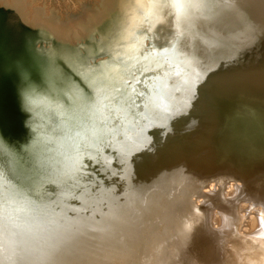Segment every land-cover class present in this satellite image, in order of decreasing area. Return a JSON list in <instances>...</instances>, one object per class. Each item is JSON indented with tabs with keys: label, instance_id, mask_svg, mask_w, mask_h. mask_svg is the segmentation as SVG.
<instances>
[{
	"label": "bare ground",
	"instance_id": "bare-ground-1",
	"mask_svg": "<svg viewBox=\"0 0 264 264\" xmlns=\"http://www.w3.org/2000/svg\"><path fill=\"white\" fill-rule=\"evenodd\" d=\"M0 2L5 3L3 0H0ZM143 2L155 4L156 7L148 16L138 13L139 19L129 23L125 11L129 6V0H121L120 12L122 13V18L118 23V29L119 31L123 29L124 32L123 38L119 36L121 40H119L118 44L119 46L122 43L125 45L120 47L119 51L113 53L117 55L112 56L111 60L105 63V65L98 67L87 66V69L84 68V72L80 71L82 75H85L91 88L92 98L83 104L82 100L84 99L81 98L83 96L82 91H77V95H81L78 98L82 99L77 101V104L82 102V107L77 111V108H74L75 112L69 115L72 122L64 121L65 129L68 132L67 136L63 134L61 136L62 139L60 137L56 141L59 144L58 147L64 145V152L59 166L55 168L56 173L54 176L44 179L43 194L38 198L24 194L22 189L15 187L13 183L7 181L0 173V264H76L74 259L78 260L77 264H84L82 260H90L93 264H111L110 262L120 264L121 262L115 261L114 257H112L114 252L121 259L131 260L130 264H153L148 260L147 256L152 254V257L154 256L157 238L160 241L164 239L163 241L166 242H164L166 247H163L166 253V259L164 260L166 264H264V164L258 161L260 159L254 160L256 163L249 162V167L238 172L240 174L237 176H242V174L245 176L243 178L245 179L243 182L244 186H241L240 181V185H237L239 195H233L231 191L229 193L226 192V189L229 188L228 183L230 179L235 180L234 178L224 175L218 176V178L210 177L207 179V174L204 177L200 172L208 169L202 170L204 166L202 169H199L200 164H196V161L189 166L187 171L184 170V173L180 175L177 173L178 176L166 174L163 178L161 173L156 174L154 172L155 176L151 175L152 179L149 180L147 174V170L151 165L149 162L153 160L147 157V154L150 153L147 152L155 147V150L152 152L154 153V157L158 158L162 156L163 150L159 146L164 140L165 133L178 128L179 121L184 125L199 122L198 126L203 130L201 136L202 142L196 148L198 151L193 153L198 157V160L203 157L202 153H205L207 148L210 149V143L215 141V144H217L220 141L221 148H218L217 144L218 149L215 153H217L218 157L215 156L217 158L220 156L221 159L224 158V161L232 159L236 164L243 167L235 156L239 158L241 156V158L248 160L249 144L239 143L238 139L242 138L245 129H250L247 130V134H249V131L251 133L249 143L254 139L256 143L263 142L264 117L262 116L260 119L255 117L252 120L247 116L248 120L246 121L240 114L243 107L249 110V106L247 104L243 105L244 102L234 101L233 99L240 90V87L245 86L250 92V96L249 93L247 96L252 101V104L264 109V72L261 67H258L263 61L259 63L261 59L258 60L256 58L259 65L253 64L255 59L252 57L253 52L249 50V46V49L247 48V51L251 54H249V57L246 53L247 51L244 52L245 47L244 51H242L248 59H245L242 55L241 57L232 58L231 60L234 61L228 62V64L226 61L222 62L221 57L208 54L206 58L210 63L222 66H219L221 69L216 72L214 70L211 72L205 71L204 75L210 78L207 81V85L210 84L211 80L212 83L220 84L221 80L218 77L223 78L225 75H227L230 82L227 87L228 89L225 90L220 86L213 88L214 90L208 93V106L207 110L205 108L204 111L206 114L210 113L213 118L210 117L211 121H203V118L199 120V115L204 117L205 113L202 111L204 114L198 112L199 114L196 113V115L192 116L193 111L196 107L200 108L203 106V104L200 105V99H203V96L207 92L195 94L197 84L200 83L201 77L204 76L198 74L196 70L202 64H204L202 67L204 68L208 62L207 64L203 62L202 55L197 51L198 48L192 49L195 46L191 48L194 51V55L192 53V56H194L195 62L188 60L187 50L183 53L185 56L184 60H180L181 53L173 55L174 52L170 51L174 47L173 38L177 36H173L172 34L176 33L177 29H169L170 31H165L166 36H168L165 42L167 47L162 48L163 50H159L158 47L155 48L156 50H153L151 54L153 59H156V64L154 61L151 66V63L148 61L149 65L144 68L145 72L143 74L145 77L151 74L152 80H146L145 86L141 89L138 88L135 83L137 81L134 80L129 85V87L132 85L131 89H128L129 87L127 88L126 86L121 90L123 78L128 79V74L131 72L128 67L129 64L124 62L125 59L122 61V57L126 56L128 51L133 47H138L137 45L142 43V37H146L147 44L156 43L155 39L161 36L157 35V33L155 34L153 29L158 28L161 30V19L164 21L167 14H171V11L168 9L169 0H143ZM244 2L247 11H249L246 12L251 16L253 15L252 18L259 19L262 23L261 20H264V0H244ZM11 7L19 11L13 5ZM19 12L22 13V10ZM167 20L169 19L167 18ZM241 21L243 20H240V23ZM256 21L258 22V20ZM250 23H253V21ZM258 25L259 27L262 26L259 23ZM234 26H237V24ZM241 26H239V30ZM229 28L231 29L230 26ZM127 29L129 30L128 33H126ZM235 29L237 28L235 27ZM252 31L254 30L252 29ZM196 32H199V30L197 29ZM240 32L242 31L240 30ZM212 34L214 36V33ZM212 34H209V36ZM242 34L241 36L243 37ZM202 35L203 38L202 36L199 38H202L201 45L204 43L205 47L210 49L212 44L208 43L209 41L206 39L205 34ZM237 35L239 34L237 33ZM245 35L248 34L245 33ZM245 35L243 39L248 45L247 39L249 40V38ZM250 35L252 36V34ZM60 36L71 38L72 33L69 36L60 33ZM186 36L184 37L185 40L188 37ZM195 37L194 39L197 38ZM191 39L190 41H192ZM194 41L196 45L200 42L198 39ZM261 43L264 42L262 41ZM251 47L254 48V46ZM259 48L257 47L256 49L259 50ZM187 49L190 51L189 48ZM118 55L121 56L119 57ZM156 55L160 56L161 61L158 57L154 58ZM254 55H256L255 52ZM262 56L264 55L262 54ZM174 58L178 59L175 60ZM162 67L163 71H160ZM181 90L182 92L188 91L189 96L182 98ZM135 98H139L141 102L140 107H137L136 103H133ZM158 114L165 117L166 123L161 124L155 119ZM249 114H251L250 111ZM219 115H221L220 118ZM177 116L184 117L175 124L174 120ZM74 122L76 123L74 125H77V127H73L74 125L72 124ZM214 129H217L218 133L216 138H212L213 135H210V131H214ZM159 142L160 144H158ZM256 149L254 147L253 150L256 151ZM254 154L256 153L254 152ZM204 158L203 160L205 161L206 157ZM215 162L217 166L220 165L222 168L221 163L217 162V160ZM137 163L138 166L133 171H130L132 169L131 164ZM91 164L97 165L99 168L98 172L90 171L89 167ZM254 166L261 168L262 172H258ZM228 167L231 168L229 164L226 168ZM226 170L228 172L231 171L230 169ZM211 171L213 173L215 170L212 169ZM141 174L145 176L147 174L145 178H148L150 182L147 183L141 179L138 185V179L136 180L135 178ZM211 174L209 172L210 176H212ZM87 177L92 178L91 183L84 180ZM129 177L133 178L132 182L134 184H129ZM161 177L162 179H160ZM105 180L107 182L110 181L109 185L101 186L98 192L93 182L103 184ZM210 183L213 184L212 187ZM230 185H232L231 182ZM139 186L140 188H138ZM130 189H133L132 193ZM155 193L160 194L159 200L156 199L155 204L152 203L156 207L155 213L153 215L147 214V217L149 216L148 225L151 224V233L149 232L150 239L146 245L150 242L152 248H150L151 251H146V248H144L143 252L137 255L139 256L137 258L135 254V257L131 256L130 254H133V252L125 248V245H122L124 241H120V243L112 242L110 238L114 235L107 233L113 232L114 228L117 227L118 221L116 218H122L125 214L128 215L129 208H126L129 205L128 203L135 205L136 211L143 207L141 213L143 212L142 214H144L146 204L152 202L153 198L151 199L150 197ZM185 204L187 206H184ZM193 206L199 207L203 211L201 225L197 224L195 227L194 220H192L193 214L189 213L190 218L185 215L188 211H192L191 208ZM120 208L122 209L120 210ZM180 209H184V213L178 211ZM252 214L257 216L262 222V238L256 239L247 233L249 231L245 230L247 218L250 220ZM145 216L142 218H146ZM14 218H19L16 220L17 223L14 221ZM113 219L114 222L112 221ZM127 219L132 222L130 218ZM216 220H219L221 225H224L216 227ZM212 222L214 223L211 224ZM113 224H115L113 230H108ZM133 226L131 227V236L135 232V226ZM18 227L20 228V232L18 233L24 234L25 239L21 244L22 247L14 249L12 248L14 243H8L9 239H13L9 235L15 236V230L17 231ZM105 227L107 229H104ZM186 228H189L188 232ZM6 231L9 235L5 233ZM197 239L203 240L204 247H200V253L194 256L193 259H190L192 246ZM82 245L85 246L83 247ZM94 250L98 251L99 254ZM74 251H77L75 255L78 256L77 258L73 256L75 258L72 259L69 254L74 253ZM82 254L85 255V259L80 258ZM89 255L92 259H89ZM70 261L72 262L70 263ZM154 264L158 263L154 261Z\"/></svg>",
	"mask_w": 264,
	"mask_h": 264
},
{
	"label": "rangeland",
	"instance_id": "rangeland-1",
	"mask_svg": "<svg viewBox=\"0 0 264 264\" xmlns=\"http://www.w3.org/2000/svg\"><path fill=\"white\" fill-rule=\"evenodd\" d=\"M3 1L5 3H2L4 6H2L0 8V15L5 16V13H10V14L16 13L17 14V12L22 10V13L19 12L20 16L18 15L19 17H17V20L13 21V25L21 31L23 41L20 42L19 44H21V47L24 48V49L22 48V50H24V52H25L24 54H26L25 58H27V60L30 62V64L32 66H34L35 69H39V67L42 65V63L44 66H46V65H49V66L56 65L57 66L58 65L59 66L58 69L61 71V73L63 75H65V77H63L65 79L63 81L64 83L61 85V87H59L60 91L62 90L61 92L64 91V93H65V91L72 88L73 84H78V85L80 84L81 88H85L84 84L79 79L78 73H76L75 70L77 69L81 72H84V70H85L84 68L87 69V66L98 67L101 65H105V63H107L108 61L111 60L112 56L117 55V54H113V53L119 51V48L125 45L124 43L120 44V46L118 44L119 40H121V39H119V36L120 37L122 36V38H123V32H124L123 29H120V31L118 29L119 28L118 23L120 22V20L122 18V13L120 12L121 0H3ZM207 3H208L207 11L204 13V16L202 18L186 17V18L181 20V24H180L179 28L177 27L178 15L173 17L172 12L169 15L167 14L166 18L164 19L165 22L161 19L162 29L161 30L158 28L153 29V32H155V34L157 33V35L161 36L160 38L155 39L156 43H154V44L148 43L147 44L146 43V40H147L146 37H142L141 38L142 43L137 45L138 47H133L130 51H128V54H126V56L122 57L121 60L123 61V59H125L124 62L129 64L128 67H129L131 72H130V74H128V77H129L128 79H126L125 77L123 78V84L121 86V90H123V88H125L126 86L128 88L129 85L134 80L137 81L135 83L139 89H141L142 87L145 86L146 80L147 81H150V79L152 80L151 74H148L145 77V75L143 74L145 72L144 68L149 65V63H147L148 61L151 63V66L154 63V61L156 64V59L155 60L153 59L151 53L153 50H156L155 48H157V47L159 50L167 47V45H165V42H166V39L168 38V36H166L165 31L167 32V31H170L172 29L173 30L177 29V32H176L177 34L176 33L172 34L173 36H177V37L173 38V40H174L173 46L174 47L171 48L170 52H174L173 55H175V53H178V54L181 53L182 56L180 57V60H184L185 56L183 55V53H184V51L187 50L188 53L187 52L186 53L188 56V60L195 62L196 60H194V56H192V53L194 55V51H193L194 48L195 49L198 48L197 51L200 52V54L202 55L203 60H204L203 62L205 64H207V62H208L207 66L210 68L209 69L206 65H205L206 69H205V67L202 68L204 64L199 66L198 70H196V72L200 75H204L208 71L211 72L214 70V72H216L217 70L221 69L219 66H222V65L216 66L217 64L213 65L212 63L209 62V60L206 58L208 54H213V55L219 56V57H221L222 62L226 61L228 64V62L231 63V61H234V60H231L232 58L234 59V57H241L243 55V57H245V59H248L250 52H248L247 50L250 48L249 50L251 52H253L252 57L255 60H256V58L258 60L261 59L259 63H261L262 61L264 62V56H262V54L264 55V51H263L264 50L263 49L264 43H261L262 41L264 42V29H263L264 28V24H263L264 20H261L262 21V23H261L259 19L254 18V17H253L254 18L253 19L252 18L253 15L251 16L249 13H247L249 11H247V9L245 7L244 0H219V1L218 0H207ZM12 5L15 8L19 9V11H16L14 8H12L11 7ZM243 7H244V9H243ZM242 9L245 12H243ZM246 13H247V15L249 14V16H247ZM170 15H172V16H170ZM167 18L169 20H167ZM216 18H218V19L216 20ZM234 18H236V19H234ZM244 19L246 20V22ZM166 20H167V23H166ZM209 20L211 23L209 22ZM235 20L238 22L236 23ZM240 20H243V21H241V23H240ZM256 20H258V22ZM227 21L228 22L230 21V23H234V24H230ZM248 21H249V23H248ZM252 21L254 24L250 23ZM201 22H203V23L200 24ZM206 22H207V25H206ZM214 22L216 25L214 24ZM204 23L206 26L203 25ZM227 23H228V25H227ZM238 23H240V24L238 25ZM258 23L261 24L263 27L262 26L259 27V25L257 26ZM162 24H164V25H162ZM236 24L238 27L234 26ZM241 24H243V25L241 26ZM192 25H193V27H192ZM200 25H201V27H200ZM212 25L214 27L216 26V28H214ZM220 25H221V27H219ZM204 26L207 28H205ZM229 26L231 27V29L229 28ZM239 26L242 27V28L240 27V30L243 32V34H242V32H240ZM186 27H188V28H186ZM235 27L237 29H235ZM256 27H257V29H256ZM227 28H229V29H227ZM185 29H186V31H185ZM189 29H191V30H189ZM197 29L199 30V32H196ZM210 29H212V30H210ZM252 29L254 31H252ZM205 30H206V32H205ZM232 30H233V32H232ZM234 30H236L235 33H234ZM243 30H245V31H243ZM128 31L129 30L127 29L126 33H128ZM194 31H195V33H194ZM60 33L62 35L64 33L67 36H69V34L71 35V33H72V36H71V38L65 36L66 39H64L65 37L60 36ZM189 33H191V34L189 35ZM201 33L205 34L206 39L209 41L208 43L212 44L210 49H207V47H205L204 43L201 45L202 38H203V35ZM212 33H214V36ZM237 33L239 35H237ZM245 33L248 35H245ZM256 33H258V34H256ZM193 34H195V35L193 36ZM207 34H208V36H209V34H212V35H210L208 37ZM217 34H218V36H217L218 40H217V37L215 38V36ZM232 34H234V35H232ZM241 34L243 35V37L241 36ZM250 34H252V36ZM186 35L187 36L189 35V36L187 37ZM219 35H221V36H219ZM244 35L247 38H249V40L247 38H245L248 41V45L246 44V41H244V39H243ZM257 35H259V36H257ZM185 36L187 37L186 40L184 38ZM201 36H202V38L199 39ZM182 37H183V39H182ZM194 37L196 39H198V41H200L199 44L196 45V43L194 41L196 39H194ZM240 37H241V39H240ZM190 38H192L191 40L193 41V43H191L192 41H190ZM239 39L245 43L241 42ZM259 39H260V41H259ZM216 41H217V43H216ZM175 42H176V44H175ZM182 42L185 44H183ZM251 42L253 43V45ZM179 43H180V45H178ZM257 43H259V44H257ZM168 44H169V42H168ZM243 44H245V46H243ZM235 45H236V47H235ZM192 46H195V47L192 48ZM248 46H249V48H248ZM251 46H254V48ZM184 47H185V49H184ZM244 47H245V51L243 50ZM257 47H260L259 50L256 49ZM261 47H263V48H261ZM187 48H189L190 51H188ZM199 48H201L203 50V52ZM180 49H183V50H180ZM242 51H244V52L247 51L246 53L248 54V57ZM254 52L256 53L257 57H256V55L253 56ZM257 53L258 54L261 53V54H259V58H258ZM118 56L120 57L121 55H118ZM156 57H158L160 59V56L156 55L154 58H156ZM174 59H172V60H174ZM177 59H175V60H177ZM158 60H157V63H158ZM205 60H207V61L205 62ZM255 60L253 61V64H257V66H258L259 65L258 61L256 60V62H255ZM160 61H161V59H160ZM263 62L258 67H261L263 72H264V69H263L264 63ZM224 66H225V64H224ZM162 69H163V67L161 68L160 71H163ZM203 69H204V71H202ZM214 72H212V73H214ZM225 74H227V72H225ZM171 78L173 79V77H171ZM218 78L221 80L220 84H215L214 82L212 83V80H211L210 84L207 85L208 84L207 81L210 78H208V76H205V75L203 77H201L202 80H200L199 81L200 83L197 84L198 86L195 89V92H196L195 94H197V93L202 94L201 92H207V93H206V95L203 96V99H200L201 100L200 105L203 104V106L200 108L196 107L194 109L195 113L193 111L192 116L196 115V113H198V112H201V113L204 112L205 113L204 109L206 108V110H207V106H208L207 105V100L209 97L208 93L211 92L212 90H214L213 88L222 86L225 90L228 89L227 87H228V84L230 81L227 78V75H225L223 78H220V77H218ZM126 84H128V85H126ZM131 87H132V85H131ZM131 87H129L128 89H131ZM181 93L183 95L182 98H186L189 96L188 91L182 92V90H181ZM248 93L250 96L249 90H247L245 88V86H241L240 90L237 92L238 96L237 95L234 96L235 97L233 99L234 101L237 100L240 102H244L243 105L247 104L249 106V110L248 111L247 110L246 111L241 110L242 112L240 115L246 121L248 120L247 119L248 117H249V119H252V120L255 117L259 118V119L262 116L264 117V109L261 107H257L255 104H252V101L247 96ZM139 98H135V99H137V101H135V99L133 101V103H136L137 107L138 106L140 107V105H141ZM181 99H180V101H181ZM177 105H178V103H177ZM235 109H237V108H235ZM237 110H240V109H237ZM249 111L251 112V114H249ZM209 114L205 113L204 117L202 115H199L200 116L199 120H201V118H203L202 119L203 121L210 120V117H212V116H211V114L210 115ZM243 115H245V116H243ZM183 117L184 116L175 117V120H174L175 124ZM179 123L180 124H179L178 128H176L174 130H170L169 132L165 133L164 140L162 141V143L161 144H160V142L158 143V144H160L159 147H161V149L163 150L162 156H160L158 158L154 157V153H152V152L155 150V147H153L152 149H150L147 152V153H149V152L150 153L147 154L148 156L147 155L146 156L153 159V160H150L149 163H151V165L149 166V169L147 170L149 180L152 179L151 175L155 176V174H153L154 172H156V174L161 173V176H163V178L166 174L170 175V176H174V175L178 176V174L180 175L181 173H184L183 172L184 170L187 171L189 166L193 162L196 161L195 162L196 164H198V163L200 164L199 169H202L203 166H204V168L202 170H205V168L208 169V170L200 172V173H202L203 176L207 174L206 175L207 179H209L210 177L218 178V176L220 177V176H224V175L234 178L235 180L230 179V182L232 185H230V182L228 183L229 188L226 189V192L229 193L231 191V192H233V195H239V193H238L239 189H238L237 185L239 186L240 182H241V186H244L243 182L245 179H243V178H245V176L243 174H242L243 177L240 175L237 176L238 174H240L238 172L240 170H244L247 167H249V162L256 163V162H254V160L256 161L257 158L260 159L258 161H260L261 163L264 164V155H263L264 154V140H263V142L261 141L262 145H261V142L256 143L255 139L249 143V136L251 133L249 131V134H247L248 133L247 130H250V129H245L246 133L244 132L242 135V138L238 139L239 143L249 144V159L248 160L241 158V156H240V158L235 156V158L241 163V165H243V167H241L238 164H236V162L233 161L232 159H227L226 161H224L225 159L224 158L221 159L220 156H219V158H217L218 155H216L217 153H215V152L217 151L218 148H221V144H219L220 141H219V143H217L219 147L217 146V144H215V141L213 143H210L211 144L210 149L207 148L206 152H205L207 154L202 153L203 157L199 158V160H198V157L195 156L193 153L198 151V150H196V148L198 147V144L200 142H202L201 136H202L203 130L200 128V126H198L199 122H192L190 125H189V123L186 125L181 124L180 121H179ZM210 135H213L212 138H216V136L218 135L217 129H214V131H210ZM254 147H255V149L257 148L256 151L253 150ZM213 149H215V150H213ZM254 152L256 154H254ZM260 152H261V154L259 155ZM242 156H244V155H242ZM204 157H206L205 161L203 160V159H205ZM218 159H220V160H218ZM252 159H253V161H252ZM216 160H217V162L222 164V168L220 165H218V166L216 165V162H215ZM206 162H209V163H206ZM152 163H154V164H152ZM204 163H205V165H203ZM226 163H227V165L229 164L231 168H229V167L226 168L227 167V165H225ZM131 165H132L131 166L132 169L130 171H133L135 169V167L138 166V163L137 164H131ZM254 167H255V169L258 170V172H262L261 168H259L257 166H254ZM236 168H237V170H236ZM212 169L215 170L214 171L215 174H214V172L212 173V171H211ZM226 169H230L231 171L233 170L235 174L233 173V171L228 172V170H226ZM172 171H174V172H172ZM176 171H179V172H176ZM209 172H210V174L212 173L211 174L212 176L209 175ZM147 174H146V176H147ZM146 176L141 174L135 178L136 180L138 179V185L140 184L139 181L141 179H143L144 182H147V183L150 182L148 180V178H145ZM233 176H235V177H233ZM160 179H162V177ZM215 181H216V179H215ZM211 183H213V182H211ZM211 183H210V186L212 187L213 184H211ZM230 186H232V187H230ZM138 188H140V186ZM150 198L151 199L153 198L152 202L146 204V206H145L148 209H146L144 207L145 208L144 212L146 214L145 213L142 214L143 212L141 213V211H142L141 209L143 207H141V209L138 210L139 217H141V220L138 221L137 217L134 213H131L130 216L127 217L130 219L135 218V221H137V225H135V227H134L135 232H133L132 240H134V243L138 247V250L134 252V250L132 249L131 251L133 252V254H130L131 256L132 255L134 256V254L136 256L139 255L141 252H143L144 248H146V251H151L150 248H152V246L150 245V242L148 243V245H146V243L150 239L149 232H150V228H151V224L148 225L149 216L147 217V214L153 215V213H155L156 207L152 203H154L156 199L159 200L160 194L155 193ZM128 204H130V207H129V213H130L131 212L130 210L135 208V205H131V203H128ZM184 206H187V205L185 204ZM183 210L184 209H180L178 211L183 212ZM191 210L192 211H188L187 213H185V215L187 217H189V213L193 214L192 220H194V227L197 224L201 225V222L203 219V211H201V208L196 207V206H193V208H191ZM144 215H146L145 216L146 218H142V217H144ZM114 219L112 220L113 222H114ZM143 220L145 221L144 223H142ZM132 221H134V220H132ZM130 223H132V222L130 221ZM213 223L214 222H212L211 224H213ZM246 224L247 225L245 227V230L249 231L247 233L250 234V236H252L256 239L262 238L261 235L263 232V226H262L261 220L257 216L252 214L250 217V220H248V218H247ZM113 225H115V224H113ZM191 225H190V227H191ZM223 225H221L219 220H216V227H218V226L220 227ZM186 231L188 232L189 228L188 229L186 228ZM155 233H156V231H155ZM163 240L161 239V241H160L159 238H157L156 243H155L156 244L155 245L156 246V248H155L156 252H155L154 256L152 257L153 254L150 256H147L148 260L150 262H152L153 264H154V261H155V263H158V264H162V263L166 264V261H164L166 259L165 258L166 253L164 251V248L166 247V245H165L166 242ZM204 244H205V242H204ZM149 245H150V247H149ZM202 246H203V240L197 239L196 241H194V245L192 246L193 249L191 252L190 259H193L194 256H197V254L200 253V251H201L200 247L201 248L204 247V246L203 247ZM95 252H98V251H95ZM70 254H77V251H74V253H70ZM98 254H99V252H98ZM69 255H68V257H69ZM74 256H76V255H74ZM112 257H114L115 261L121 262L120 264H130L131 263V260L121 259L119 257V255L115 254V252H114V255ZM89 259H92V258L90 257ZM77 261H78L77 259H74V262L76 264L78 263ZM82 261L84 262V264H93V263H91L90 260H88V261L82 260ZM71 262L72 261H70V263ZM110 263L115 264L114 262H110Z\"/></svg>",
	"mask_w": 264,
	"mask_h": 264
},
{
	"label": "water",
	"instance_id": "water-1",
	"mask_svg": "<svg viewBox=\"0 0 264 264\" xmlns=\"http://www.w3.org/2000/svg\"><path fill=\"white\" fill-rule=\"evenodd\" d=\"M2 6L4 5L0 2V8ZM18 15L20 16L19 12L17 14L5 13V16L0 15V173L15 187L22 189L24 194L38 198L43 194L44 179L54 176L56 173L55 168L59 166L63 155L64 145L58 147L59 144L56 141L63 134L67 136L68 132L65 129L64 121L72 122L69 115L75 112L74 108H77L76 111L81 109L82 102L84 104L92 98V91L85 75H82L77 69L75 71L85 88H81L80 84H73L72 88L66 89L67 91L64 93V91H60L59 87L64 83L65 79L63 77L65 75L58 69V65L44 66L42 63L39 69H35L30 64L25 58L26 54L22 50L23 47L19 44L23 41L21 31L13 25V21L19 17ZM29 84L38 85L50 98L49 104L40 109L38 118H32L24 109L21 92ZM79 90L82 91V97L80 94V96L77 95ZM79 100H82V102L77 104ZM243 110L246 111V108L243 107ZM156 117L155 119L161 124L166 123L165 117L160 114ZM30 120L31 124L29 123ZM74 124L76 123L74 122L72 125ZM32 125H35V130ZM73 127H77V125ZM89 168L91 172H98L99 170L96 164H91ZM91 177L84 178V180L91 183ZM128 180L130 185L134 184L132 177H129ZM109 182L105 180L103 184L93 183L99 192L101 186H108ZM130 192L132 193L133 189H130ZM129 207L130 204L126 208ZM130 211V213H127L129 216L134 213L138 217V210L136 211L133 208ZM125 215L122 218H116L118 221L116 228H114V225L109 227L108 230L114 228L113 232L107 233L105 231V233L114 235L110 238L112 242L120 243V241H124V243L121 242L122 245H125V248L130 251L133 249L135 252L138 247L131 239L130 232L132 225H137V221H135V218H131L135 222L130 223L127 219L129 216L126 215L125 217ZM18 219L14 218V221ZM137 220H141V217H138ZM144 222L143 220L142 223ZM19 227L17 231L12 229L16 232L15 236L9 235L7 231L5 232L13 238L9 239L8 243H14L12 245L14 249L20 248L25 239L24 234L18 233L20 232ZM104 229H107V227ZM21 238L23 239L20 240ZM74 255L70 254V258L74 259ZM80 258L85 259V255L82 254Z\"/></svg>",
	"mask_w": 264,
	"mask_h": 264
},
{
	"label": "clouds",
	"instance_id": "clouds-1",
	"mask_svg": "<svg viewBox=\"0 0 264 264\" xmlns=\"http://www.w3.org/2000/svg\"><path fill=\"white\" fill-rule=\"evenodd\" d=\"M207 0H169L168 9L173 16L178 15L177 27H180L181 20L186 17L202 18L207 11ZM155 4L144 3L143 0H129V6L125 10L129 23L139 19L138 13L143 16L151 14ZM24 109L32 118L40 116V109L45 108L50 98L36 84H29L21 92ZM31 124V120L29 121ZM35 130V125H32Z\"/></svg>",
	"mask_w": 264,
	"mask_h": 264
}]
</instances>
